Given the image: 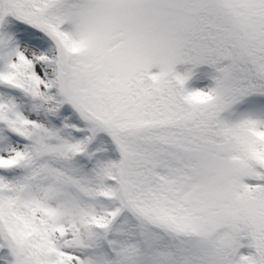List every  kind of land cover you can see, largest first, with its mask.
<instances>
[{
	"label": "snow or ice",
	"instance_id": "obj_1",
	"mask_svg": "<svg viewBox=\"0 0 264 264\" xmlns=\"http://www.w3.org/2000/svg\"><path fill=\"white\" fill-rule=\"evenodd\" d=\"M0 264H264V0H0Z\"/></svg>",
	"mask_w": 264,
	"mask_h": 264
}]
</instances>
